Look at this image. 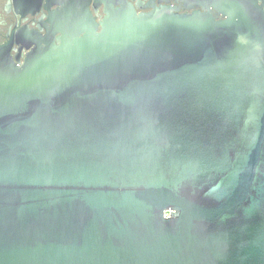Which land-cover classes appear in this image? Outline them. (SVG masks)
Segmentation results:
<instances>
[{"label": "water", "instance_id": "95a60500", "mask_svg": "<svg viewBox=\"0 0 264 264\" xmlns=\"http://www.w3.org/2000/svg\"><path fill=\"white\" fill-rule=\"evenodd\" d=\"M177 2L0 44V264H264V0Z\"/></svg>", "mask_w": 264, "mask_h": 264}, {"label": "flooded vegetation", "instance_id": "af4514ba", "mask_svg": "<svg viewBox=\"0 0 264 264\" xmlns=\"http://www.w3.org/2000/svg\"><path fill=\"white\" fill-rule=\"evenodd\" d=\"M27 1V0H26ZM64 0H30L21 6H15L13 0H0V44L14 42L16 35L20 32L39 30L42 34L46 33L47 19L49 16L47 6H52L55 10L56 2ZM131 1V0H129ZM137 12H149L150 6L156 4L160 6H172L180 13H191L192 10L185 8L184 4L177 0H133ZM98 20L103 17V6L94 14ZM28 50L14 44L13 55H18L23 60Z\"/></svg>", "mask_w": 264, "mask_h": 264}, {"label": "built area", "instance_id": "2783aa9c", "mask_svg": "<svg viewBox=\"0 0 264 264\" xmlns=\"http://www.w3.org/2000/svg\"><path fill=\"white\" fill-rule=\"evenodd\" d=\"M167 216H168V213H167Z\"/></svg>", "mask_w": 264, "mask_h": 264}]
</instances>
